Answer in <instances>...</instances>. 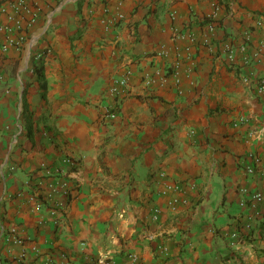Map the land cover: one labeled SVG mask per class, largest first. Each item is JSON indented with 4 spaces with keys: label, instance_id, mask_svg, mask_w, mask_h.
I'll use <instances>...</instances> for the list:
<instances>
[{
    "label": "crops",
    "instance_id": "0c3cea01",
    "mask_svg": "<svg viewBox=\"0 0 264 264\" xmlns=\"http://www.w3.org/2000/svg\"><path fill=\"white\" fill-rule=\"evenodd\" d=\"M18 1L0 0V264H264V168L245 170L264 159V0ZM65 158L52 216L31 185Z\"/></svg>",
    "mask_w": 264,
    "mask_h": 264
},
{
    "label": "built area",
    "instance_id": "2783aa9c",
    "mask_svg": "<svg viewBox=\"0 0 264 264\" xmlns=\"http://www.w3.org/2000/svg\"><path fill=\"white\" fill-rule=\"evenodd\" d=\"M28 0H19L17 5L14 6V10L17 13H20L25 7V3ZM119 19H122V15L118 16ZM21 24L17 21L16 22V29H20ZM215 27V24L209 23L208 28L209 31H212ZM263 33H264V27H263ZM52 54V50L50 48H45L43 52L39 53L36 57L37 60H40L43 58L44 55L48 56ZM231 51H229V58L231 59ZM131 75V71L129 69L125 70V73L120 78H115L112 80L111 87L109 89L110 93L114 96H119L121 92L127 87L128 80ZM243 83L250 85L253 83L250 78L243 77L242 78ZM260 90L263 89L264 81H259L257 84ZM106 117L108 119H114L117 116V112L114 110V108H108L105 107ZM248 158L252 162L251 167H246L245 170L248 174L254 175L264 168V159H262L258 155L250 154L248 155ZM77 163L71 158H65L62 160L61 164L52 172H49V176L52 178V182L49 184H44L46 187V193L43 195L40 193L41 187H43V183H36V185H31L32 188L35 190V208L41 209L44 207V204L49 205V211L52 216L58 211H64V209L67 207L68 199L70 198V192L71 187L69 185V181L67 180V175L69 173H74L76 170ZM173 189H178V187H174ZM248 205L249 210L251 211L250 214V220H259L264 218V194L256 192L254 194H248ZM154 220L157 219V216L153 217ZM14 242L17 245L23 246L25 243V240H23L20 237H15ZM21 257H25V251H22Z\"/></svg>",
    "mask_w": 264,
    "mask_h": 264
},
{
    "label": "trees",
    "instance_id": "16d2710c",
    "mask_svg": "<svg viewBox=\"0 0 264 264\" xmlns=\"http://www.w3.org/2000/svg\"><path fill=\"white\" fill-rule=\"evenodd\" d=\"M37 70V69H36ZM264 219V218H263Z\"/></svg>",
    "mask_w": 264,
    "mask_h": 264
}]
</instances>
